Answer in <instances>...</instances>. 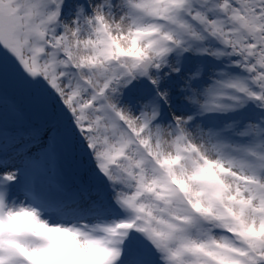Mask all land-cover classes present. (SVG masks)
<instances>
[{
  "label": "snow or ice",
  "instance_id": "snow-or-ice-1",
  "mask_svg": "<svg viewBox=\"0 0 264 264\" xmlns=\"http://www.w3.org/2000/svg\"><path fill=\"white\" fill-rule=\"evenodd\" d=\"M0 264H264V0H0Z\"/></svg>",
  "mask_w": 264,
  "mask_h": 264
}]
</instances>
